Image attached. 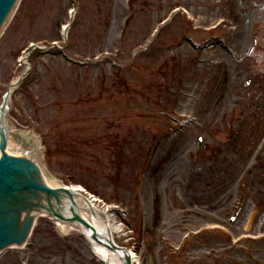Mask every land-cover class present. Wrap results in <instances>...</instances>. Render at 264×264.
Here are the masks:
<instances>
[{"label": "rangeland", "instance_id": "1", "mask_svg": "<svg viewBox=\"0 0 264 264\" xmlns=\"http://www.w3.org/2000/svg\"><path fill=\"white\" fill-rule=\"evenodd\" d=\"M107 1L21 4L0 37V105L27 72L9 98V152L14 131L31 136L49 180L80 186L130 230V243L114 238L134 244L133 264H264V0H114L109 18ZM31 44L45 49L20 64ZM28 245L0 264H100L45 216Z\"/></svg>", "mask_w": 264, "mask_h": 264}, {"label": "water", "instance_id": "2", "mask_svg": "<svg viewBox=\"0 0 264 264\" xmlns=\"http://www.w3.org/2000/svg\"><path fill=\"white\" fill-rule=\"evenodd\" d=\"M16 1L17 0H0V28L10 15ZM14 132L16 140L21 141L22 143L18 153L14 154L29 156L35 162L41 165L40 152L35 149V145H33V147L35 148H32L31 146L32 137L26 134L25 131H21V135L19 131ZM0 135L2 139L0 145L2 151V158L0 160V248H2L3 246L11 242L20 244L24 237V231L26 230L28 223L30 222V220L26 222L25 219L23 222L18 223V219H16L17 214L11 207V203H13L12 201H21L23 202V204L27 203L29 207H40L42 210H47V212H49L54 217L62 219L63 216L60 214V212L54 210L52 199H57L58 209L60 208L65 213V215L69 216V202L67 199H65V201H63V199L68 197L70 192L69 190L68 192H66L65 190H50L45 187L43 183H37L36 181L40 180L34 169V166L25 159H17L7 156L4 153L5 132L3 129H0ZM42 169L45 173L44 167H42ZM26 192L38 193L34 195V197L38 201L34 198H29V196L27 195L23 199L17 197V194L23 195ZM59 192H61V194H58ZM73 195V205L71 207L74 209L75 213L90 226L92 230H96L95 222H90L88 216H93L96 219L97 216L90 208L88 203L84 201L83 196L78 194L76 195L74 191ZM69 199L71 200L70 196ZM43 200H45L47 205L41 203ZM77 215H74L72 220L78 221L84 226L88 227V225L83 222ZM60 224L61 222H59V226ZM81 224H78L79 229L81 227ZM17 227H21V229L18 230ZM17 230L19 231L18 234H16ZM107 246L111 247L113 250H118V248L113 244ZM124 260L125 264H131L129 257L125 254Z\"/></svg>", "mask_w": 264, "mask_h": 264}, {"label": "bare ground", "instance_id": "3", "mask_svg": "<svg viewBox=\"0 0 264 264\" xmlns=\"http://www.w3.org/2000/svg\"><path fill=\"white\" fill-rule=\"evenodd\" d=\"M17 79H15L13 81V83L16 82ZM9 146V144H8ZM10 148L7 147V151L9 152ZM45 183L47 184V186L51 187L52 189H61L63 186L59 183H57L54 180H49L47 177H44ZM75 190H78V188H75ZM76 192V191H74ZM84 201H86L88 203V205L90 206V208L93 210V212L95 213V215L97 216V219L93 216H88L90 222H95V229L96 230H88L85 227H83L81 225L80 229L77 223H69L67 224L66 222H61L60 226H59V222H56L59 231L60 232H67V230H74V231H78L84 238L85 240H87L90 249L92 251V253L94 254V256L98 259L100 264H124L123 262V258L120 255V253H117L113 250H111L110 248L106 247L105 245L101 244L100 241L98 242L97 240H101L105 241L107 239L109 240H113L114 239V235L118 233L117 231V227L114 224H111L109 220L104 219V212L97 209V207H95V205L90 201V200H86L83 197ZM103 215V216H102ZM40 216H44V213H42ZM95 234L96 235V239H93L91 237V234ZM108 240V241H109ZM116 242V241H115ZM60 257H63V253L62 251H60ZM132 261L134 262L136 260L135 256L132 255L131 257ZM79 262L80 264H94L93 259L90 258H82L79 257ZM9 264H23L20 259H17L13 262H10ZM37 264H65L63 263L61 260H56L55 258H50V255H46L44 257V260L39 261Z\"/></svg>", "mask_w": 264, "mask_h": 264}, {"label": "trees", "instance_id": "4", "mask_svg": "<svg viewBox=\"0 0 264 264\" xmlns=\"http://www.w3.org/2000/svg\"><path fill=\"white\" fill-rule=\"evenodd\" d=\"M106 26V24H104Z\"/></svg>", "mask_w": 264, "mask_h": 264}]
</instances>
